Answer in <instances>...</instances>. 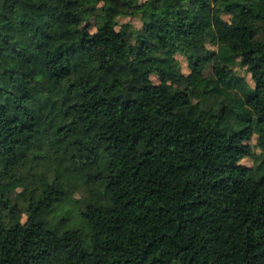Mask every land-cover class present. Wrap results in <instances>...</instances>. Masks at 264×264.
<instances>
[{
    "label": "trees",
    "instance_id": "16d2710c",
    "mask_svg": "<svg viewBox=\"0 0 264 264\" xmlns=\"http://www.w3.org/2000/svg\"><path fill=\"white\" fill-rule=\"evenodd\" d=\"M0 264H264V0H0Z\"/></svg>",
    "mask_w": 264,
    "mask_h": 264
},
{
    "label": "rangeland",
    "instance_id": "374dc122",
    "mask_svg": "<svg viewBox=\"0 0 264 264\" xmlns=\"http://www.w3.org/2000/svg\"><path fill=\"white\" fill-rule=\"evenodd\" d=\"M122 20L123 21H127L128 18H123ZM135 24L139 25V23L137 21L135 22ZM96 49L101 54V56H104V46L99 45ZM177 59L181 63V70H182V73H183V83H184L182 89H183V92H184V98H186L187 95H188L190 86H191L189 81L187 80V76H188V74L191 71V65L188 64L187 60L183 56L177 55ZM243 74L246 76L248 81H251L249 75H247L245 73H243ZM152 79H153V82H155V83L158 82V79L155 76H152ZM243 162L246 163V164H250L251 163L250 160H248V159L243 160ZM72 215H73V217H75V212L74 211H72Z\"/></svg>",
    "mask_w": 264,
    "mask_h": 264
}]
</instances>
